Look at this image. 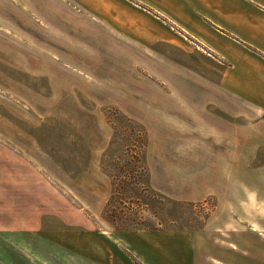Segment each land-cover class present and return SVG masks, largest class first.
<instances>
[{
	"label": "rangeland",
	"instance_id": "374dc122",
	"mask_svg": "<svg viewBox=\"0 0 264 264\" xmlns=\"http://www.w3.org/2000/svg\"><path fill=\"white\" fill-rule=\"evenodd\" d=\"M93 2L0 0V264H93L214 206L189 200L190 136L223 65L148 9Z\"/></svg>",
	"mask_w": 264,
	"mask_h": 264
},
{
	"label": "crops",
	"instance_id": "0c3cea01",
	"mask_svg": "<svg viewBox=\"0 0 264 264\" xmlns=\"http://www.w3.org/2000/svg\"><path fill=\"white\" fill-rule=\"evenodd\" d=\"M93 4L148 9L224 68L211 96L214 114L206 125L195 126L190 136L189 200L214 203L203 228L131 232L124 244L122 239L115 242V252L85 261L264 264V0H94ZM167 237L173 238V254L162 251ZM47 255L20 257L30 264H53L55 257ZM60 258L69 264L68 255Z\"/></svg>",
	"mask_w": 264,
	"mask_h": 264
}]
</instances>
